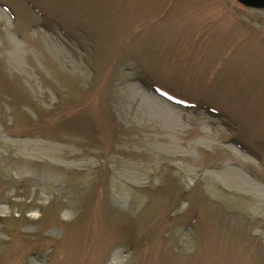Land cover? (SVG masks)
Wrapping results in <instances>:
<instances>
[{
    "label": "rangeland",
    "instance_id": "rangeland-1",
    "mask_svg": "<svg viewBox=\"0 0 264 264\" xmlns=\"http://www.w3.org/2000/svg\"><path fill=\"white\" fill-rule=\"evenodd\" d=\"M1 264H264V10L0 0Z\"/></svg>",
    "mask_w": 264,
    "mask_h": 264
},
{
    "label": "water",
    "instance_id": "water-1",
    "mask_svg": "<svg viewBox=\"0 0 264 264\" xmlns=\"http://www.w3.org/2000/svg\"><path fill=\"white\" fill-rule=\"evenodd\" d=\"M247 7L264 9V0H237Z\"/></svg>",
    "mask_w": 264,
    "mask_h": 264
},
{
    "label": "flooded vegetation",
    "instance_id": "flooded-vegetation-1",
    "mask_svg": "<svg viewBox=\"0 0 264 264\" xmlns=\"http://www.w3.org/2000/svg\"><path fill=\"white\" fill-rule=\"evenodd\" d=\"M1 264V263H0Z\"/></svg>",
    "mask_w": 264,
    "mask_h": 264
}]
</instances>
